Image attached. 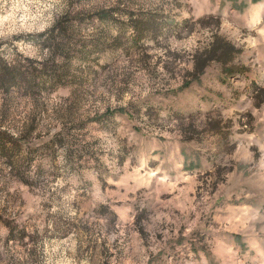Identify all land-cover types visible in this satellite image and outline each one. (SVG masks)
Here are the masks:
<instances>
[{
  "label": "rangeland",
  "instance_id": "1",
  "mask_svg": "<svg viewBox=\"0 0 264 264\" xmlns=\"http://www.w3.org/2000/svg\"><path fill=\"white\" fill-rule=\"evenodd\" d=\"M0 54L50 73L0 88V264H264V0H0Z\"/></svg>",
  "mask_w": 264,
  "mask_h": 264
},
{
  "label": "trees",
  "instance_id": "2",
  "mask_svg": "<svg viewBox=\"0 0 264 264\" xmlns=\"http://www.w3.org/2000/svg\"><path fill=\"white\" fill-rule=\"evenodd\" d=\"M101 18L104 20L107 16H101ZM60 25L62 26V29L66 28L61 22ZM120 25L122 26L123 31L126 29H132L134 34L131 38V43L138 44L145 38L149 37L157 39L160 36L168 34V32L175 35L178 30L185 27L186 23L172 24L161 12L155 11L145 12L141 15L129 13L128 24L120 23ZM63 37L64 39L67 37L65 31H63ZM119 39L120 37L115 38L117 41ZM51 44L52 43H48V46H51ZM69 48L70 47H67L66 44H56L54 50L55 52L57 51L69 58ZM240 52L241 49L227 40L224 36L215 34L212 43L207 48L196 51L193 55V69L189 76L196 77L201 75L213 61H218L226 66L232 64ZM42 67V69L25 67L24 65H20V63L11 65L0 54V88L5 92H9L12 88H16L31 93L39 86H44V79L50 74L47 71L48 67L46 70L44 68L45 65ZM229 68L235 69L232 65ZM1 150L3 149H0V151Z\"/></svg>",
  "mask_w": 264,
  "mask_h": 264
}]
</instances>
